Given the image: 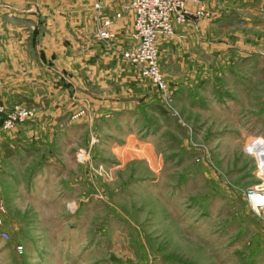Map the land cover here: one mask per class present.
Wrapping results in <instances>:
<instances>
[{"label": "rangeland", "instance_id": "1", "mask_svg": "<svg viewBox=\"0 0 264 264\" xmlns=\"http://www.w3.org/2000/svg\"><path fill=\"white\" fill-rule=\"evenodd\" d=\"M26 2L24 8L30 5ZM104 14H97L99 20L109 17ZM250 47L241 52L231 46L218 89L213 68L215 77L203 88H193L199 99H192L194 114L188 112L185 91L172 107L160 97L169 115H176L177 107L184 120L180 125L190 126L187 144L183 128L164 112L154 119L156 131L139 130L142 117L132 114L119 128L111 122L101 123L100 130L90 127V138L103 150L127 135L144 141L156 155L153 169L146 160H135L142 156L135 145L116 151L119 160L104 152L90 170L77 174L76 164L89 165V150L84 149L88 124L82 120L50 134L57 140L54 157L27 178L15 180L9 173L11 166H26V159L2 164L0 264H264V209L254 213L245 197L248 188L264 179V170L248 151L264 165V33L256 34ZM203 106L210 111V131L202 123ZM7 134L0 131V136ZM73 140L81 142L76 152L63 145ZM68 151L75 153L73 161ZM65 164L76 178L60 177Z\"/></svg>", "mask_w": 264, "mask_h": 264}, {"label": "crops", "instance_id": "2", "mask_svg": "<svg viewBox=\"0 0 264 264\" xmlns=\"http://www.w3.org/2000/svg\"><path fill=\"white\" fill-rule=\"evenodd\" d=\"M5 1H0V102L6 108L32 107L36 117L24 123V129L21 126L0 136V169L7 161L17 164L20 160L23 164L26 159V166L22 169L11 166L9 173L15 180L24 175L27 178L29 172L38 170L39 164L50 162L54 157L52 150L57 140L53 136L49 138L50 134L63 132L65 127L75 126L79 120L88 124L89 142L84 149L89 150V160L85 152L83 160H88L89 165L76 164L77 174L90 170L93 160L104 152L119 160L116 151H127L135 145L142 154L135 160L139 163L146 160L154 166L156 155L148 150V144L132 135L122 138L123 142L116 140L117 146L107 150H103L98 141L94 142L93 136L90 138V127L100 130L101 123L111 122L119 128L125 124L128 114L142 117L139 130L142 128L145 133V130H157L154 119L163 112L179 125L184 124L177 107H174L176 115H169L159 103L158 91L156 96L151 94L156 88L140 79L134 68L122 59L121 52L131 42L134 24L133 14L124 10L129 0H26L30 5L25 8L23 0ZM99 1L104 15L114 17L117 12L121 15L114 20L112 31L116 38L110 44L95 37L100 20L93 6ZM199 2L213 17L176 25L175 36L162 39L158 47L160 70L165 76L171 102L175 103V97L185 91L191 114L196 110L192 99L199 100L194 89L203 88L210 77H215L210 74L211 68L212 72H217L218 89L221 76L227 71L231 46L241 52L251 50L253 37L264 33V0ZM187 8L194 11L196 6L188 1ZM180 35L182 39L178 38ZM201 108L205 116L204 129L210 131L211 124L206 119L210 117L209 108ZM181 127L186 135L183 142L187 144L192 140L190 126ZM63 145L70 147L71 152L82 148L79 140L67 144L64 141ZM68 152L73 161L75 153ZM65 165L60 177L73 175L76 178L77 174ZM150 166L148 169L152 171Z\"/></svg>", "mask_w": 264, "mask_h": 264}, {"label": "built area", "instance_id": "3", "mask_svg": "<svg viewBox=\"0 0 264 264\" xmlns=\"http://www.w3.org/2000/svg\"><path fill=\"white\" fill-rule=\"evenodd\" d=\"M188 1L196 6L194 11L187 8ZM94 8L97 14H102L101 3H96ZM124 9L133 14L134 24L131 45L121 52L122 59L135 69L140 79L148 80L156 88L164 105L169 107L171 95L160 71L159 43L162 39L175 36L176 25L184 26L196 19H210V13L196 0H129ZM120 17L118 12L114 17H101L97 37L106 41L114 40L112 26L114 20ZM178 38L182 39L183 36L180 35ZM0 118L2 119L0 131L11 133L17 126L33 120L35 110L20 105L6 108L0 103ZM261 180L262 185L250 187L245 192L249 206L256 214L264 209V180L262 178ZM256 197H260V202ZM1 237L8 239V234L1 232ZM17 251L21 252L22 247L18 246Z\"/></svg>", "mask_w": 264, "mask_h": 264}, {"label": "bare ground", "instance_id": "4", "mask_svg": "<svg viewBox=\"0 0 264 264\" xmlns=\"http://www.w3.org/2000/svg\"><path fill=\"white\" fill-rule=\"evenodd\" d=\"M249 146H250V144H249ZM249 146H248V148H249ZM248 151H250L252 154H254L255 155V158H256V162H257V164L264 170V165H263V163L261 162V161H259V159L257 158V156H256V154H255V152H253L252 150H249L248 149ZM264 180V179H263ZM257 199V201L258 202H260V197H256Z\"/></svg>", "mask_w": 264, "mask_h": 264}, {"label": "trees", "instance_id": "5", "mask_svg": "<svg viewBox=\"0 0 264 264\" xmlns=\"http://www.w3.org/2000/svg\"><path fill=\"white\" fill-rule=\"evenodd\" d=\"M131 66V65H130ZM135 70V69H134Z\"/></svg>", "mask_w": 264, "mask_h": 264}]
</instances>
